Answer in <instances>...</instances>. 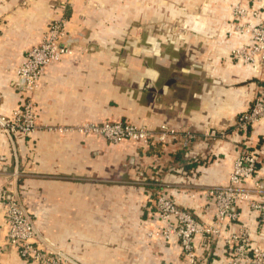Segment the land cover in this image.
Listing matches in <instances>:
<instances>
[{"label":"crops","instance_id":"crops-1","mask_svg":"<svg viewBox=\"0 0 264 264\" xmlns=\"http://www.w3.org/2000/svg\"><path fill=\"white\" fill-rule=\"evenodd\" d=\"M235 3L0 0V116L10 117L27 96L46 127L119 122L198 137L185 148L172 137L146 147L76 131L0 133V188L16 170L33 223L76 263L189 264L177 244L149 235L155 188L142 184L146 176L163 183L168 197L203 225L209 219L202 194L227 185L237 143L255 152L264 181V120L246 134L233 132L238 115L264 89V68L256 73L231 57L247 41L231 27ZM60 16L71 52L26 95L16 73L23 55ZM206 129L228 136L205 140ZM239 208V220L227 223L218 241L195 237L196 264H228L224 239L238 226L250 229L253 245L264 251V225L245 204ZM6 242L0 201V264H26Z\"/></svg>","mask_w":264,"mask_h":264},{"label":"built area","instance_id":"built-area-1","mask_svg":"<svg viewBox=\"0 0 264 264\" xmlns=\"http://www.w3.org/2000/svg\"><path fill=\"white\" fill-rule=\"evenodd\" d=\"M58 8L63 10L65 6L61 4ZM231 24L233 33L247 40L231 50L232 59L249 65L259 73L264 68V0H236L232 6ZM66 26L64 16L52 20L41 41L24 53L16 73L23 82L21 87L26 95L32 94L39 87L40 77L47 67L60 63L71 52L70 47L63 44L67 37ZM262 120L264 89L238 115L233 132L246 134ZM45 129L61 133L76 131L112 144L127 140L146 147H154L172 137L181 138L182 146L189 148L198 139L195 133L189 131L180 133L165 126L152 131L146 127L119 122H86L74 127H46L38 123L35 105L27 96L21 100L10 117L0 116V133L7 137L29 136ZM202 136L205 140L215 142L226 139L228 135L223 131L206 129ZM237 146L238 155L233 162L227 185L210 188L202 194L203 214L209 219L206 225L168 197L163 183L148 176L141 180L143 185L155 188V199L149 212L153 228L149 235L167 244H177L189 264H196L195 237L207 236L212 242L221 239L225 225L239 220L240 205L245 204L250 212H255L258 215V224L264 225V181L259 177L258 157L249 145L237 143ZM17 175L15 170L7 176L8 181L0 188L7 247L16 250L19 258L26 264H78L43 235L33 223L16 186ZM224 245L228 264H264V251L253 245L252 232L245 226H238L236 231L231 232L224 239Z\"/></svg>","mask_w":264,"mask_h":264},{"label":"rangeland","instance_id":"rangeland-1","mask_svg":"<svg viewBox=\"0 0 264 264\" xmlns=\"http://www.w3.org/2000/svg\"><path fill=\"white\" fill-rule=\"evenodd\" d=\"M152 210V207L149 208V212ZM149 215V214H148Z\"/></svg>","mask_w":264,"mask_h":264},{"label":"water","instance_id":"water-1","mask_svg":"<svg viewBox=\"0 0 264 264\" xmlns=\"http://www.w3.org/2000/svg\"><path fill=\"white\" fill-rule=\"evenodd\" d=\"M8 180V178H6Z\"/></svg>","mask_w":264,"mask_h":264}]
</instances>
